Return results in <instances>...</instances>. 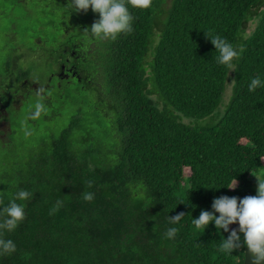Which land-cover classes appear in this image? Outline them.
Returning a JSON list of instances; mask_svg holds the SVG:
<instances>
[{
	"label": "trees",
	"instance_id": "1",
	"mask_svg": "<svg viewBox=\"0 0 264 264\" xmlns=\"http://www.w3.org/2000/svg\"><path fill=\"white\" fill-rule=\"evenodd\" d=\"M25 1L8 0L14 8ZM45 1V11L60 16L59 24L51 19L54 29L69 33L60 48L85 38L99 19L91 8L69 16V0ZM131 11V33L86 39L94 42L86 59L92 87L49 79L61 93L94 88V109L108 126L99 116L95 126L72 119L25 153L0 152L5 204L18 188L34 192L18 201L26 218L4 234L17 250L0 264H243L245 248L221 253L228 233L212 224L202 232L191 218L210 211L215 198L255 196L256 177L264 178V88L248 90L251 78L264 76V0H153ZM206 34L244 46L236 71L217 62ZM17 76L18 87L29 80L23 70ZM2 91L5 102L9 88ZM4 140L0 150L11 146ZM84 192L94 200L84 201ZM169 227L179 229L174 240L164 238Z\"/></svg>",
	"mask_w": 264,
	"mask_h": 264
},
{
	"label": "clouds",
	"instance_id": "2",
	"mask_svg": "<svg viewBox=\"0 0 264 264\" xmlns=\"http://www.w3.org/2000/svg\"><path fill=\"white\" fill-rule=\"evenodd\" d=\"M153 0H69L68 7L70 15L74 13H86L91 8L99 19L95 21L90 29H85L82 34L88 40L103 41L115 40L121 34L131 33L133 30L134 17L131 9H149ZM215 51L219 55L217 62L226 66L230 71H236L244 46H234L220 35H207ZM230 85L234 86V82ZM258 88H264V76L256 75L251 78L248 85L250 92ZM48 111V106L40 97L31 106L30 110L20 120V126L26 135H30L28 121H35ZM257 189L255 196L238 199L236 197L221 196L215 198L211 204V210H202L196 219L191 218L192 225L204 230L212 224L217 231L228 233L227 238L219 244V251L226 255L247 249L251 264H264V178L256 177ZM236 181L229 189H232ZM31 190L18 188L7 204L0 196V256L11 255L16 252L17 246L12 239H6L4 234L14 232L26 218V204L33 199ZM93 192H84L82 199L87 202L94 200ZM62 201L57 200L53 211L58 210ZM218 214V215H217ZM184 214L180 213L171 218L169 222L173 225L183 220ZM238 225L232 228L231 225ZM177 227H169L164 233V238L174 240L178 234Z\"/></svg>",
	"mask_w": 264,
	"mask_h": 264
},
{
	"label": "rangeland",
	"instance_id": "3",
	"mask_svg": "<svg viewBox=\"0 0 264 264\" xmlns=\"http://www.w3.org/2000/svg\"><path fill=\"white\" fill-rule=\"evenodd\" d=\"M47 4L45 0H26L23 8H14L11 7L8 0H0V88L7 86L13 95L15 87L19 84L16 78L17 74L22 70L28 74V79L31 82L49 86H43L44 88L41 89V93L45 95L43 99L48 106V111L41 118L28 121L30 135L24 133L20 126V120L40 97L32 93L27 98L20 100V104L17 102L19 108L9 110L12 134L6 133V135L11 146L2 147L1 153L6 151H11L16 155L25 153L28 151V147L35 144L40 137L52 132L58 133L68 126L72 119H77L78 125L86 127L87 122H93L95 126L97 121L95 118L99 116V121L108 126L103 113L98 112L97 115L94 109L98 102V93L94 88L75 95L73 89L61 93L58 89L51 87L52 82L49 79L51 74L56 71L57 59H48L46 56L54 49L57 51L60 48L59 40L63 41L67 35H62L61 31L57 32L54 29L51 19H55V23L59 24L60 16L57 12L55 14L46 12ZM21 9L24 11L22 13L25 14L24 16L21 15ZM256 21L249 24L245 36L253 30ZM40 47H43L45 51H42ZM10 64L12 65L10 66ZM13 65L15 66L13 67ZM9 74L10 77H8ZM230 84H228L225 93L224 103L229 100V95H231ZM104 133L105 129L99 131L100 135H104ZM0 139L4 140L6 137H0ZM237 227L238 225H231L230 230Z\"/></svg>",
	"mask_w": 264,
	"mask_h": 264
},
{
	"label": "flooded vegetation",
	"instance_id": "4",
	"mask_svg": "<svg viewBox=\"0 0 264 264\" xmlns=\"http://www.w3.org/2000/svg\"><path fill=\"white\" fill-rule=\"evenodd\" d=\"M64 30V29H63ZM66 33V30H64ZM75 31H73L74 33ZM69 33H67L68 35ZM69 37V35H68ZM38 42H40L38 40ZM93 43H89L86 38H77L72 43H67L63 48L57 51H50L46 57L48 59H57L56 71L50 76V79L55 78L57 87H60L59 81H76L83 86V88H90L94 85V77L90 75L87 68L86 59H93L91 56L93 52ZM56 50V49H55ZM46 54V53H45ZM19 58V57H18ZM10 77V76H9ZM13 77V76H12ZM18 78V77H16ZM48 85H38L34 82L23 81L20 86L15 87L13 95L5 91L7 96L5 102L3 101V91L0 93V137H7L6 133H10L9 110L19 108L20 100L27 98L34 93L35 95L45 96L41 93V89ZM18 102V104H17Z\"/></svg>",
	"mask_w": 264,
	"mask_h": 264
},
{
	"label": "water",
	"instance_id": "5",
	"mask_svg": "<svg viewBox=\"0 0 264 264\" xmlns=\"http://www.w3.org/2000/svg\"><path fill=\"white\" fill-rule=\"evenodd\" d=\"M243 264H251L250 256L247 252V249L244 250V261Z\"/></svg>",
	"mask_w": 264,
	"mask_h": 264
}]
</instances>
